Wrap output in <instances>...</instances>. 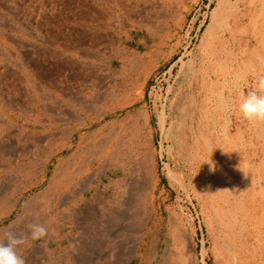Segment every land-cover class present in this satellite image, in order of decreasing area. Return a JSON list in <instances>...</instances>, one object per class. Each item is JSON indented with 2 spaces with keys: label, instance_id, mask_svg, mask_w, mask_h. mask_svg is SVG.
<instances>
[{
  "label": "rangeland",
  "instance_id": "obj_1",
  "mask_svg": "<svg viewBox=\"0 0 264 264\" xmlns=\"http://www.w3.org/2000/svg\"><path fill=\"white\" fill-rule=\"evenodd\" d=\"M125 1L131 11L107 18L115 26L122 19L121 27L56 9L54 36L107 40L117 32L124 55L144 49L138 39L150 28L140 19L180 25L170 26L164 42L154 38L164 53L149 70H121L132 60L109 57L99 46L92 70L79 67L82 58L54 56V69L72 68L54 70V98L36 101L54 105V120L53 114L40 113L43 123L29 117L31 127H41L35 134L50 136L0 137V240L43 224L47 237L19 247L26 264H264V121L250 123L239 110L250 91L264 95L257 86L264 77V2L242 0L236 9L235 0H185L184 10L167 11L149 7L163 8L168 0ZM16 81L1 78L0 97H19ZM14 112L21 126L25 117L18 107ZM4 120L0 115V135ZM109 133L123 137L110 140L107 151ZM116 152L126 167L104 166L106 154ZM147 177L151 195L139 193L132 212L125 211ZM99 190L110 200L83 207ZM65 196L72 198L63 204ZM115 217L112 230L107 224ZM105 227L111 234H101Z\"/></svg>",
  "mask_w": 264,
  "mask_h": 264
},
{
  "label": "crops",
  "instance_id": "obj_2",
  "mask_svg": "<svg viewBox=\"0 0 264 264\" xmlns=\"http://www.w3.org/2000/svg\"><path fill=\"white\" fill-rule=\"evenodd\" d=\"M60 1L0 0V82L1 78L5 79L8 76H12L17 80V85L22 87L19 97L8 96V94L5 95L7 97H0L1 100L5 99L6 102L4 104L3 101L0 102V115L7 119L6 122L4 120V123H6L4 124V133L0 135L4 139L12 140L17 138V131H23V136L26 135V138L40 139L50 136L51 132L43 135L35 134L36 131H40L41 127L37 129L33 126L31 127L32 122L29 117L36 115L34 122L43 123L42 116L39 117L40 113L48 114L49 116L53 114L52 120H54V105L52 106L47 102L40 103V105L36 103L38 99L48 98V96L54 98V70H72L68 66L54 69V56L59 59L58 55H64L61 58L65 57L67 61L82 58L83 60H81V66L79 65V67L82 70H92L89 65L94 57H92L94 55L92 52L96 50V52H99V49L95 48L99 46L101 50H104V54H109V57L116 58L121 53L120 56H117L118 59L128 58L132 60L129 64L124 61L126 65L123 64L121 70H149L154 65V59L162 57L160 53H164L162 50L160 51L158 46L161 44L159 42H164L170 26L180 25L178 23L179 20H172L171 22L167 20L159 25V23L155 22V18H151L152 20L147 17L140 19L143 22L140 25L150 28L149 33L146 35L147 37L145 36L146 39H138L139 43H144V49L142 51L131 49L130 52L128 51L123 55V51L116 47V44H118L117 32L110 34V38H107V40H105L106 37L97 38L87 35H75L71 32H67L64 36L60 35V33L54 36V10L77 11L76 14L80 19L85 18L88 21H96L103 26L121 27L123 26L122 19L115 26L112 21L107 22V18L109 17L111 20L113 13L115 16H121L120 13L123 14V11H131V8L127 6V3L131 2H126L125 0ZM168 2L170 4L166 3L167 6L163 8L157 7L154 9L149 7V9L167 11L169 9L170 11L185 9V0L179 1L177 5L172 0H168ZM123 4L125 5L123 6ZM108 12H110L111 17ZM101 14L102 16L99 17ZM153 17H155L154 14ZM157 26L163 27L164 30L158 33L155 30L152 31L151 28ZM156 34L159 38L156 37ZM154 38L159 39L158 44H156ZM54 44H56V47H54ZM123 47L125 46L123 45ZM143 59H146V62ZM95 69L100 70V67L95 66ZM103 70L114 69L109 65H105ZM46 89H49V93ZM33 104L37 105L41 110L35 109ZM3 105L7 106L6 110L2 108ZM16 107L25 117L22 118L21 126L16 122L17 120L14 122V110ZM48 122L50 121L48 120ZM28 130L34 133L32 132L28 136L26 133Z\"/></svg>",
  "mask_w": 264,
  "mask_h": 264
},
{
  "label": "clouds",
  "instance_id": "obj_3",
  "mask_svg": "<svg viewBox=\"0 0 264 264\" xmlns=\"http://www.w3.org/2000/svg\"><path fill=\"white\" fill-rule=\"evenodd\" d=\"M258 88L264 90V77L258 80ZM244 119L250 123L264 121V95L257 91H250L239 106ZM214 171V168L212 167ZM28 232L17 234L12 231L6 233V239L0 240V264H26L24 258L17 254L18 248L26 243L28 239L41 240L48 236V229L40 223L27 225Z\"/></svg>",
  "mask_w": 264,
  "mask_h": 264
},
{
  "label": "bare ground",
  "instance_id": "obj_4",
  "mask_svg": "<svg viewBox=\"0 0 264 264\" xmlns=\"http://www.w3.org/2000/svg\"><path fill=\"white\" fill-rule=\"evenodd\" d=\"M227 1V0H226ZM241 1L242 0H235V2H234V5H235V7H236V9L237 8H239L240 7V3H241ZM257 1H263L264 2V0H249V2L247 3L248 5H253L255 2H257ZM120 3H122V2H120ZM221 3V2H220ZM124 5V4H123ZM217 10V9H216ZM234 11V10H233ZM216 12V11H215ZM235 12V11H234ZM219 14V13H218ZM100 16H102V14L101 15H99V17ZM105 16V15H104ZM103 16V17H104ZM102 19V18H101ZM217 20V19H216ZM219 20V19H218ZM217 24V23H216ZM238 25H239V23H238ZM216 27V26H215ZM214 27V28H215ZM95 40V39H94ZM92 42H94V41H92ZM90 44V43H89ZM91 46H93V45H91ZM222 62V61H221ZM226 62V61H225ZM222 70H224V68L222 69ZM45 78V77H44ZM66 95V94H65ZM197 123V122H196ZM136 127V126H135ZM135 127H133V128H131L130 130L132 131V130H134L135 131ZM120 131H123V128H121L120 129ZM121 135V136H120ZM120 135L118 136V137H114L113 135H112V133H109V135L107 136V138H110V139H107V142L105 143V145H104V147L107 149V151H109V147H110V140H118V138H120V137H123V135H122V133H120ZM121 139V138H120ZM125 149V148H124ZM149 160V159H148ZM151 160V159H150ZM126 161H127V159L125 158V156H124V154L123 153H119V152H116V155H111V154H106V157H105V160H104V162H105V164H104V166H108L111 162H117V163H122V165L124 166V167H126ZM151 162L150 161H148V164H149V169L147 170V174H149V176H150V173L152 172V165L150 164ZM129 166V165H128ZM69 173V172H68ZM144 175V174H143ZM94 176H95V174L93 175V177L92 178H90V180H88V182L86 183V184H83L82 185V189H81V192H80V194H82V193H84V189L88 186V185H90L91 184V182H92V180H93V178H94ZM148 176V175H147ZM144 178V177H143ZM95 180V179H94ZM65 181V180H64ZM94 182V181H93ZM139 182V181H138ZM143 182V181H142ZM84 183V182H83ZM139 184V183H138ZM139 185H141V187L139 188V190H137V191H133L135 194H133V196H130V197H132V198H130V199H128V201L127 202H124L127 206L125 207V211H127V212H132V209H133V205H134V203H135V200H136V198H137V195H139V193L142 195V197L143 198H146V196L147 195H149V193L150 192H148L147 191V189H148V187H149V185H150V178H146V179H144V182H143V184L141 183V184H139ZM138 185V186H139ZM95 187V186H94ZM100 188V187H99ZM133 189H135V188H133ZM49 190V189H48ZM80 191V190H79ZM57 192H59L58 190L56 191V194H57ZM143 193V194H142ZM51 194H53L52 192H51ZM83 195V194H82ZM150 195H151V193H150ZM72 197L71 196H65L64 197V199H63V204L64 203H68L69 202V200L71 199ZM95 200H104V201H109L110 200V195H109V193L106 191V190H99L97 193H96V195L91 199V200H89L87 203H85L84 204V206L83 207H93L92 205L94 204V201ZM54 202H55V200H54ZM82 205V204H81ZM80 205V206H81ZM82 207V206H81ZM81 209V208H80ZM79 209V212L77 211V216L79 215V214H81V210ZM123 211V210H122ZM85 212V211H84ZM100 212V211H99ZM135 212V211H134ZM118 215L117 216H119L120 214L119 213H117ZM46 215H50V213H49V211L47 210V213H46ZM127 216V215H126ZM101 217H103L104 218V216L103 215H101ZM117 217H115L113 220L114 221H112V224L111 223H109V224H107V227H110L112 230L114 229V227H113V223L115 222V220H117L116 219ZM123 218V217H122ZM42 219H44L43 217L40 219V220H42ZM77 220H78V217H77ZM83 221V220H82ZM119 221V220H118ZM84 223L83 224H87L85 221H83ZM120 222V221H119ZM78 223H79V221H78ZM134 223V222H133ZM103 225V224H102ZM107 227H105L104 228V230H103V228H100V230H102V232H101V234H103L104 232H105V235H107V234H111V232H112V230H110V231H108L109 229H107ZM133 227V226H132ZM84 230H85V228H83ZM106 229V230H105ZM117 229V228H116ZM128 229V228H127ZM131 229V228H130ZM87 230V229H86ZM88 231V230H87ZM115 232V231H114ZM111 235H109V237H110ZM102 237V236H101ZM81 238H82V235H81ZM107 238V237H106ZM106 238H104V241H106ZM79 239V238H78ZM107 242V241H106ZM44 243V242H43ZM32 244V241H30L29 243H27L26 245H31ZM76 245V244H75ZM78 245V244H77ZM45 247V246H44ZM37 248H39V247H37ZM43 248V247H42ZM77 248V247H76ZM51 249V248H50ZM40 250V249H39ZM38 250V251H39ZM18 251H19V248H18ZM32 253H34V252H32ZM30 257V256H29ZM28 257V258H29ZM95 257V256H94ZM26 260H27V258H26ZM42 264H47V263H42Z\"/></svg>",
  "mask_w": 264,
  "mask_h": 264
}]
</instances>
